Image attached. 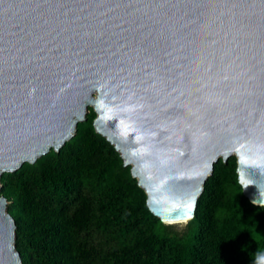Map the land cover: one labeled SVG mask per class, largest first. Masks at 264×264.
Masks as SVG:
<instances>
[{
	"label": "water",
	"instance_id": "water-1",
	"mask_svg": "<svg viewBox=\"0 0 264 264\" xmlns=\"http://www.w3.org/2000/svg\"><path fill=\"white\" fill-rule=\"evenodd\" d=\"M89 106L163 223L193 216L231 154L264 204V0H0V176ZM0 264H22L1 192Z\"/></svg>",
	"mask_w": 264,
	"mask_h": 264
},
{
	"label": "trees",
	"instance_id": "trees-1",
	"mask_svg": "<svg viewBox=\"0 0 264 264\" xmlns=\"http://www.w3.org/2000/svg\"><path fill=\"white\" fill-rule=\"evenodd\" d=\"M94 116L89 109L58 150L0 176L22 264H102L81 232L116 224L117 240L101 256L106 264H261L264 204L243 193L234 154L214 162L183 226L163 223L130 165L95 131ZM87 184L99 192L95 204Z\"/></svg>",
	"mask_w": 264,
	"mask_h": 264
},
{
	"label": "rangeland",
	"instance_id": "rangeland-1",
	"mask_svg": "<svg viewBox=\"0 0 264 264\" xmlns=\"http://www.w3.org/2000/svg\"><path fill=\"white\" fill-rule=\"evenodd\" d=\"M89 109L92 111V107L89 106ZM94 111V110H93ZM88 113V112H87ZM84 191H87L90 198L93 199V203L95 204L97 202V198L99 197V192L96 191L93 186L90 184L83 186ZM142 222L140 220L135 221L136 226L141 224ZM185 221H178V222H172V224L176 226H183ZM117 224L114 226H105L99 227L97 225H92L88 230L82 231L81 234L87 238V240L95 247L97 248V254L95 256V262H101L102 264H106V259H103L101 256L104 253V250L106 247L111 246L114 244V242L117 240L116 235L118 234Z\"/></svg>",
	"mask_w": 264,
	"mask_h": 264
},
{
	"label": "clouds",
	"instance_id": "clouds-1",
	"mask_svg": "<svg viewBox=\"0 0 264 264\" xmlns=\"http://www.w3.org/2000/svg\"><path fill=\"white\" fill-rule=\"evenodd\" d=\"M261 264H264V256L260 257Z\"/></svg>",
	"mask_w": 264,
	"mask_h": 264
},
{
	"label": "snow or ice",
	"instance_id": "snow-or-ice-1",
	"mask_svg": "<svg viewBox=\"0 0 264 264\" xmlns=\"http://www.w3.org/2000/svg\"><path fill=\"white\" fill-rule=\"evenodd\" d=\"M189 208H191V205H189Z\"/></svg>",
	"mask_w": 264,
	"mask_h": 264
},
{
	"label": "bare ground",
	"instance_id": "bare-ground-1",
	"mask_svg": "<svg viewBox=\"0 0 264 264\" xmlns=\"http://www.w3.org/2000/svg\"><path fill=\"white\" fill-rule=\"evenodd\" d=\"M179 221H184V220H179Z\"/></svg>",
	"mask_w": 264,
	"mask_h": 264
}]
</instances>
